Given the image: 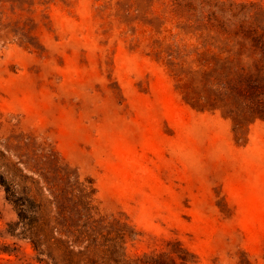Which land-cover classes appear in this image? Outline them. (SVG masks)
<instances>
[{
    "label": "rangeland",
    "instance_id": "1",
    "mask_svg": "<svg viewBox=\"0 0 264 264\" xmlns=\"http://www.w3.org/2000/svg\"><path fill=\"white\" fill-rule=\"evenodd\" d=\"M263 110L264 0H0V264H264Z\"/></svg>",
    "mask_w": 264,
    "mask_h": 264
},
{
    "label": "trees",
    "instance_id": "2",
    "mask_svg": "<svg viewBox=\"0 0 264 264\" xmlns=\"http://www.w3.org/2000/svg\"><path fill=\"white\" fill-rule=\"evenodd\" d=\"M264 111V110H263ZM263 112H259L258 113V116L259 117H264V114H262ZM0 154H1V152H0ZM0 185L4 188V191H5V198L8 200V201H10V202H12L13 204H15L16 205V201L15 200H12L9 196H8V194H9V191H10V188H9V186L7 185V182L5 181V179L3 178V176L2 175H0ZM18 214V216L20 217V218H22V214L20 213V212H18L17 213ZM11 233H13V229L12 230H9ZM161 257H157L156 259H154L152 262H150V263H152V264H168L166 261H163L162 259H160Z\"/></svg>",
    "mask_w": 264,
    "mask_h": 264
}]
</instances>
